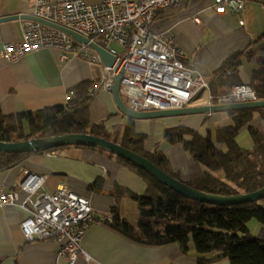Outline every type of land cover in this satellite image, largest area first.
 Here are the masks:
<instances>
[{
  "label": "crops",
  "instance_id": "obj_1",
  "mask_svg": "<svg viewBox=\"0 0 264 264\" xmlns=\"http://www.w3.org/2000/svg\"><path fill=\"white\" fill-rule=\"evenodd\" d=\"M84 1L92 5L99 0ZM263 1L244 0V11L235 15L223 7H215L214 0H183L178 8L158 16L152 31L173 40L185 55L184 65L207 82L232 54L245 49L251 53L254 51L249 60L241 59L238 68L240 84L247 85L253 71L261 64L258 59H264V50L257 49L256 53L255 49L264 42V37L259 40L264 35ZM33 8V0H0V18L29 16ZM21 25L20 20L0 23V52L4 45L15 46L21 41ZM78 48L82 50L80 46ZM87 49L82 50L85 56L80 52L69 53L65 61L59 59V52L55 49L29 52L11 63L5 62L0 54L2 114L18 115L66 105L71 97L68 92L75 87L88 83L91 91L93 86L98 85L100 89L89 102L90 122L101 124L103 134L110 141L119 142L130 119L117 109L110 91L102 88L105 66L98 56V60L93 59V52ZM202 91L184 107L208 105L209 91ZM121 100L126 105L125 100ZM232 117L230 112H217L133 121L136 133L145 137L144 151L151 153L156 149L162 152L168 162V171L188 183L202 177L204 168L190 157L181 143L173 145L165 141V131L182 128L202 135L210 132L214 138L216 128L231 125ZM251 126L259 127L264 134V121L256 115L235 139L241 149L251 148L248 134ZM29 175L42 178L43 182L29 196L26 206H30L42 194L54 193L64 186L89 201L96 219L113 216L112 211L116 210L123 220L137 226L138 205L124 191L143 196L147 186L137 174L106 151L67 146L54 151L31 153L15 167L0 174V188L5 192L17 190L21 203L26 194L20 190V185ZM97 179H102V184L93 191L90 186ZM26 215L17 204L0 207V264H68L57 258L54 242L25 241L19 224ZM247 229L250 237L264 243L263 225L252 220L247 224ZM80 246L89 259L79 260L75 264H198L199 259L192 246L187 253H183L176 243L159 247L142 245L127 239L105 222L92 224L80 241ZM213 257L214 254H211L206 259ZM207 264L229 262L222 259Z\"/></svg>",
  "mask_w": 264,
  "mask_h": 264
},
{
  "label": "trees",
  "instance_id": "obj_2",
  "mask_svg": "<svg viewBox=\"0 0 264 264\" xmlns=\"http://www.w3.org/2000/svg\"><path fill=\"white\" fill-rule=\"evenodd\" d=\"M162 14L158 13L156 18ZM261 37L259 40L264 35ZM255 49L256 53L257 49L264 50V42ZM253 54L254 51L251 53L245 49L232 54L220 65L208 81L211 103H217V97L228 95L232 87L241 85L238 77L241 59L249 60ZM258 60L261 64L253 71L247 86L254 90L257 100H264V59ZM88 85L82 83L69 91L71 97L66 105L9 116L3 115L0 109V142L11 143L64 134H90L110 141L103 134L101 124L90 122L91 96ZM230 115L233 116L232 124L217 127L214 138L210 132L202 135L182 128L165 131V141L173 145L181 143L190 157L204 168L202 177L188 183L168 171V162L162 152L156 149L151 153L144 151L145 137L136 133L133 119L123 129L120 141L111 142L144 157L169 176L194 189L225 196L252 193L264 187V134L259 127L248 128L250 149H241L235 139L256 115L264 121V108L232 111ZM29 154L0 152V174L15 167ZM114 157L137 174L147 188L143 196L124 191L138 205L137 226H132L113 210L112 221H103L112 229L142 245L159 247L176 243L183 253H187L192 246L199 256L198 264L222 259L229 264H264V243L250 237L247 229V224L252 220L264 226V199L238 206L219 207L199 203L170 190L130 162ZM100 184L102 179H97L90 189L98 190ZM211 254L214 257L206 259Z\"/></svg>",
  "mask_w": 264,
  "mask_h": 264
},
{
  "label": "built area",
  "instance_id": "obj_3",
  "mask_svg": "<svg viewBox=\"0 0 264 264\" xmlns=\"http://www.w3.org/2000/svg\"><path fill=\"white\" fill-rule=\"evenodd\" d=\"M183 0H99L89 5L84 0H33L32 16L24 19L21 41L15 46L6 44L1 58L11 63L26 53L40 49H55L65 61L69 53L87 49L70 35L57 29L75 32L116 58L112 68H104L102 88L110 90L114 77L123 70L119 95L133 112L167 111L183 108L200 90H208L205 81L193 69L184 65L185 55L173 40L152 31L156 15L178 8ZM215 7L240 15L244 0H214ZM36 19L41 22L36 21ZM43 22V23H42ZM242 25V22H240ZM82 50L79 51L78 47ZM88 50V49H87ZM86 51V50H85ZM92 51V50H91ZM93 52V51H92ZM93 59L98 60L93 52ZM100 89L92 87L90 96ZM255 92L247 85H237L228 95L217 97V103L256 101ZM42 178L29 175L21 183L26 194L19 203L18 191L5 192L0 188V207L19 205L27 215L19 224L26 242L50 240L56 245V256L68 264L88 261L80 241L86 230L96 222L112 221V215L96 219L89 201L61 186L56 192L42 194L26 206L29 196L36 192Z\"/></svg>",
  "mask_w": 264,
  "mask_h": 264
},
{
  "label": "water",
  "instance_id": "obj_4",
  "mask_svg": "<svg viewBox=\"0 0 264 264\" xmlns=\"http://www.w3.org/2000/svg\"><path fill=\"white\" fill-rule=\"evenodd\" d=\"M30 19L35 20L32 16L14 15L9 17L0 18V23ZM36 21L41 22L36 19ZM43 23V22H42ZM61 31L67 33L76 42L85 45L87 48L97 54L102 61L103 65L107 68H112L116 58L110 55L107 51L100 48L88 38H85L75 32L68 29L57 27ZM123 70H120L114 77L110 93L112 94L113 101L117 109L129 119L134 120H148L153 118H161L167 116H184L193 114H208L217 112H231L245 109H258L264 108V100H256L254 102L244 103H230L222 105H206L201 107H183L175 110L167 111H153V112H133L131 111L121 100L119 95V83L121 80ZM67 146L76 147H92L99 148L116 157L124 159L134 166L140 168L145 173L153 177L157 182L169 188L170 190L180 194L181 196L199 202L213 206H238L248 203H253L264 199V187L252 193H245L239 195H215L206 193L197 189H194L179 180L169 176L154 164L149 162L144 157L137 155L136 153L129 151L119 144L105 140L100 137H96L90 134H64L59 136H51L46 138L35 139L31 138L25 141L3 143L0 142V152L8 154H26V153H38L50 151Z\"/></svg>",
  "mask_w": 264,
  "mask_h": 264
},
{
  "label": "rangeland",
  "instance_id": "obj_5",
  "mask_svg": "<svg viewBox=\"0 0 264 264\" xmlns=\"http://www.w3.org/2000/svg\"><path fill=\"white\" fill-rule=\"evenodd\" d=\"M201 91H202V90H201ZM201 93H202V94H205V92H203V91H202ZM186 105H187V104H186ZM186 105H185V106H186Z\"/></svg>",
  "mask_w": 264,
  "mask_h": 264
}]
</instances>
